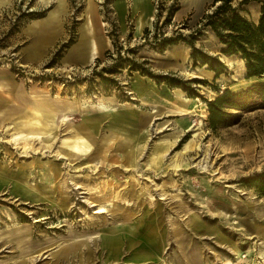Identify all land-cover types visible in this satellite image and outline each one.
Instances as JSON below:
<instances>
[{
    "label": "rangeland",
    "instance_id": "374dc122",
    "mask_svg": "<svg viewBox=\"0 0 264 264\" xmlns=\"http://www.w3.org/2000/svg\"><path fill=\"white\" fill-rule=\"evenodd\" d=\"M143 1L140 34L131 0L0 6V264H264V74L205 26L215 0Z\"/></svg>",
    "mask_w": 264,
    "mask_h": 264
},
{
    "label": "trees",
    "instance_id": "16d2710c",
    "mask_svg": "<svg viewBox=\"0 0 264 264\" xmlns=\"http://www.w3.org/2000/svg\"><path fill=\"white\" fill-rule=\"evenodd\" d=\"M250 0H215L214 10L206 16L205 26H210L222 43V50L227 54H239L245 59L247 76H262L264 74V0L258 21L251 19L243 6ZM217 2H219L217 4ZM148 32V30L146 31ZM179 36H164L159 40L161 48L177 42ZM194 59L202 58L205 63L214 60L221 61L211 54L194 46ZM152 77H160L149 72ZM166 77V76H163ZM234 93L230 89L223 92L214 100H210V120L215 125L223 114L222 104L228 96ZM236 94V93H235ZM264 184V182H263ZM264 190V186L262 187Z\"/></svg>",
    "mask_w": 264,
    "mask_h": 264
},
{
    "label": "crops",
    "instance_id": "0c3cea01",
    "mask_svg": "<svg viewBox=\"0 0 264 264\" xmlns=\"http://www.w3.org/2000/svg\"><path fill=\"white\" fill-rule=\"evenodd\" d=\"M125 2V0H123ZM132 1V7H133V10L136 12V16H137V19L135 21V32H137L138 34H140L143 29L149 25V18H152V8L151 6L148 7L147 9L144 8V3H143V7L142 8H137L139 7V2L140 0H131ZM11 2V0H0V6L3 5V4H6V3H9ZM143 2H148V0H144ZM151 2V0H150ZM250 2V1H249ZM135 3V4H134ZM138 3V4H137ZM142 3V2H141ZM65 4H66V0H58V5L56 6V8L54 9H51L50 10V13L48 16H46L45 18H55V17H59V15L61 14L60 12L63 11V8H65ZM150 4V3H149ZM246 5V13H251V16L252 18L257 21L260 17V14H261V10H262V3H253V0L249 3V4H245ZM136 6V7H135ZM38 20V19H37ZM37 22V21H36ZM124 27H128L126 22H125V26ZM84 46H85V43H81L79 44L76 48H74V52L79 56L80 59H86L88 57L89 60H93L94 58H96L98 56V53H99V49H98V44L96 41H93L92 45H91V55H89V52L88 51H84ZM221 47H222V44H221ZM79 51H82L81 53L78 54ZM71 55H73V52H71ZM72 58V56H71ZM154 81V79H153ZM153 83V82H152ZM148 84V83H147ZM147 87V90L150 88V86H146ZM145 94L147 95L148 94V97H149V92H147L145 90ZM147 97V98H148ZM51 102L52 101H49V103H44L42 101V103L44 104V107H46L48 109V113H45L44 111H42V114H45L43 116H45V121L47 122V125L44 124V125H41V128L43 127H46V128H50L53 124V122H55L57 120V117H59L64 111H58V110H55L54 107L51 105ZM36 119V121H40L39 117L35 116V115H31V117H27L26 119ZM25 119V120H26ZM25 120H23L22 122H24ZM49 121L51 122L52 121V124H48ZM21 122V123H22ZM26 124V123H25ZM22 124V127L24 128H30V127H37L36 125H28V124ZM40 124V123H39ZM19 126V125H18ZM40 126V125H39ZM38 126V127H39ZM106 243L108 244L109 247L113 248L114 246V242L108 237L106 240Z\"/></svg>",
    "mask_w": 264,
    "mask_h": 264
},
{
    "label": "bare ground",
    "instance_id": "6f19581e",
    "mask_svg": "<svg viewBox=\"0 0 264 264\" xmlns=\"http://www.w3.org/2000/svg\"><path fill=\"white\" fill-rule=\"evenodd\" d=\"M138 4V3H137ZM139 6V5H138ZM137 90L140 92L141 94V97H143V88L139 86H137ZM98 100V99H97ZM99 104V103H98ZM61 116H64L63 119H66V117L69 116V113L68 111L66 112H63L59 117H57V120L55 123H53V126L52 128H55L57 127V121L58 119L61 117ZM29 130L31 131H15V132H12V139L14 140H19V139H25V141H27L28 138H34V137H39L43 140H45L47 137H51L53 136L54 132H55V129H53L51 132L49 133H44V132H40V131H37L38 129H36V127L34 128H28ZM102 210V207H99L98 208V211H101ZM109 243V242H107Z\"/></svg>",
    "mask_w": 264,
    "mask_h": 264
}]
</instances>
